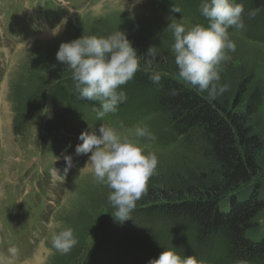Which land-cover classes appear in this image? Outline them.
<instances>
[{
	"label": "rangeland",
	"instance_id": "1",
	"mask_svg": "<svg viewBox=\"0 0 264 264\" xmlns=\"http://www.w3.org/2000/svg\"><path fill=\"white\" fill-rule=\"evenodd\" d=\"M202 2L197 13H175L173 18L186 26H206L198 16ZM242 4L245 27L228 29L237 47L219 66L220 72L229 64L236 67L247 61L255 65L256 78L264 85V35L254 38L258 20L249 18ZM172 6L167 0H0V264L7 259L13 264H94L92 258L97 264H148L162 251L181 246H188L196 263L213 257L212 246L202 251L191 246L178 222L161 213L141 212L144 195L132 219L122 225L115 221L108 201L111 190L84 167L88 156L75 152L82 143L80 134H99L103 124L156 153L157 168L148 181L155 190L171 175L186 177L201 166L210 169L194 148L172 139L164 113L129 112L134 101L130 97L139 95L128 83L118 89L127 99L117 114L103 119H97L94 110L100 107L98 101L81 102L77 109L69 101L53 98L60 80L66 79L68 90L75 85L71 72L56 60L60 44L83 34L105 36L120 29L136 50L154 46L174 57L173 38L165 31ZM65 17L67 23L53 36L50 30ZM260 114L264 120V100ZM137 127H147L154 138L136 137ZM67 155L73 163L65 171ZM56 169L59 178L53 176ZM68 228L78 243L65 254L53 247L52 238ZM13 247L16 253L11 256L8 250Z\"/></svg>",
	"mask_w": 264,
	"mask_h": 264
},
{
	"label": "trees",
	"instance_id": "2",
	"mask_svg": "<svg viewBox=\"0 0 264 264\" xmlns=\"http://www.w3.org/2000/svg\"><path fill=\"white\" fill-rule=\"evenodd\" d=\"M200 1L167 0L181 9L180 16L197 13ZM234 2L246 4L247 13L261 8L254 17L258 20L254 38L262 39L264 0ZM198 16L208 26L209 20L200 12ZM148 49L137 48L141 67L127 83L139 99L130 97L134 101L129 112L164 113L172 139L194 148L210 169L201 166L198 173L186 177L171 175L158 190L148 185L139 203L141 212L161 213L178 222L187 231L188 243L200 251L212 246L213 257L195 264H264V120L260 114L264 85L256 78L255 65L229 64L220 72V83H226L228 90L212 97L179 78L174 57L159 50L155 57L144 55ZM153 72L161 74L158 84L150 79ZM64 80L53 91L55 100L69 101L77 109L94 102L81 99L75 85L66 89ZM186 249L172 250L185 258L189 257ZM90 261L97 264L94 258Z\"/></svg>",
	"mask_w": 264,
	"mask_h": 264
},
{
	"label": "clouds",
	"instance_id": "3",
	"mask_svg": "<svg viewBox=\"0 0 264 264\" xmlns=\"http://www.w3.org/2000/svg\"><path fill=\"white\" fill-rule=\"evenodd\" d=\"M260 11L261 8H255L247 15L254 18ZM170 12V22L165 31L171 33L174 41L171 50L179 78L198 92H208L212 97L227 91L228 85L220 83L219 66L231 59L230 52L236 51L237 45L230 38L228 29L245 27L243 4L235 3L234 0H203L201 13L209 20L208 26H186L183 22H177L173 14L180 13L181 9L175 5ZM66 23L67 17L50 30L51 34L58 35ZM144 55L155 57V47H149ZM56 60L71 72L81 99L99 102L100 107L94 109L97 119L115 113L118 106L126 101V93L118 89L131 80L141 67L140 55L127 34L120 29L105 36L83 34L79 38L62 42L56 53ZM150 79L158 84L161 74L153 72ZM135 136L154 138L147 127L135 128ZM79 140L82 143L77 144L76 154L88 156L84 167L97 183L111 190L108 195V201L114 209L111 214L122 225L132 219L131 213L137 201L147 192L148 181L158 164L156 153L144 150L139 144L122 137L115 129L103 124L99 128V134L96 131H83ZM64 159L67 165L65 171H68L72 167V157L67 155ZM53 176L61 177L57 169ZM77 243L71 228L55 234L52 238L53 247L65 254ZM8 251L11 256L16 253L14 247ZM3 264L13 262L7 259ZM148 264L195 262L191 256L181 258L172 249H166L158 258L150 259Z\"/></svg>",
	"mask_w": 264,
	"mask_h": 264
},
{
	"label": "bare ground",
	"instance_id": "4",
	"mask_svg": "<svg viewBox=\"0 0 264 264\" xmlns=\"http://www.w3.org/2000/svg\"><path fill=\"white\" fill-rule=\"evenodd\" d=\"M37 261H40V263L43 262V260H40V259H37Z\"/></svg>",
	"mask_w": 264,
	"mask_h": 264
}]
</instances>
